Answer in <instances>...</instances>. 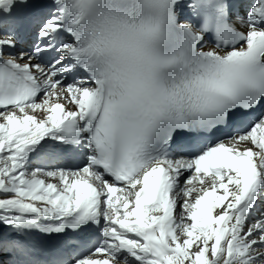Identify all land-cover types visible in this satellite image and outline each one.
<instances>
[{"label":"snow or ice","instance_id":"6c2138e0","mask_svg":"<svg viewBox=\"0 0 264 264\" xmlns=\"http://www.w3.org/2000/svg\"><path fill=\"white\" fill-rule=\"evenodd\" d=\"M0 226V264H264V0H0Z\"/></svg>","mask_w":264,"mask_h":264}]
</instances>
